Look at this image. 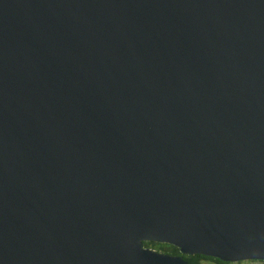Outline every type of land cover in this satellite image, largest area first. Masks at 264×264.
Here are the masks:
<instances>
[{"label":"water","instance_id":"obj_1","mask_svg":"<svg viewBox=\"0 0 264 264\" xmlns=\"http://www.w3.org/2000/svg\"><path fill=\"white\" fill-rule=\"evenodd\" d=\"M264 261V0H0V264Z\"/></svg>","mask_w":264,"mask_h":264},{"label":"trees","instance_id":"obj_2","mask_svg":"<svg viewBox=\"0 0 264 264\" xmlns=\"http://www.w3.org/2000/svg\"><path fill=\"white\" fill-rule=\"evenodd\" d=\"M146 246L163 253H169L173 255H183L185 260L190 264H208L207 261H212L220 264H231V262H224L218 258H214L211 256H205L201 254H196V255L182 254L180 252V249L172 244L146 242ZM261 262H263L264 264V261Z\"/></svg>","mask_w":264,"mask_h":264},{"label":"rangeland","instance_id":"obj_3","mask_svg":"<svg viewBox=\"0 0 264 264\" xmlns=\"http://www.w3.org/2000/svg\"><path fill=\"white\" fill-rule=\"evenodd\" d=\"M208 264H220L212 261H207ZM231 264H263L261 261L244 260L239 262H231Z\"/></svg>","mask_w":264,"mask_h":264}]
</instances>
